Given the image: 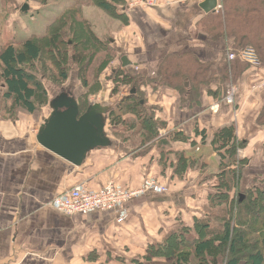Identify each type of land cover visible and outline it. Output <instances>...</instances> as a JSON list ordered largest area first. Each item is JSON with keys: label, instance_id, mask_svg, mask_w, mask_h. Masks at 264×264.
Here are the masks:
<instances>
[{"label": "crops", "instance_id": "1", "mask_svg": "<svg viewBox=\"0 0 264 264\" xmlns=\"http://www.w3.org/2000/svg\"><path fill=\"white\" fill-rule=\"evenodd\" d=\"M203 1L161 0L159 7L129 9L125 0L126 9L119 11L126 13V25L109 21L102 11L100 15L88 8L87 16L83 7L82 12L98 35L113 36L111 48L137 72L154 76L167 56L194 58L219 74L226 64L232 65L234 105L222 102L226 88L219 90L217 74L209 82L198 77L191 82L185 74L178 87L143 83L138 89L143 117L125 113L119 125H110L103 112L113 109L120 96L109 95L110 86L104 83L87 100L92 108L88 117L101 144L75 166L43 148L37 138L52 113L77 106L85 93L80 84L57 91L48 88L49 104L41 112L20 111L13 119L4 116L0 98V264H129L171 231L192 226L195 218L209 214L208 198L222 172L214 139L225 127H232L236 143L242 144L236 154L239 163L230 167L240 173L239 193L264 176V126L256 123L263 105L264 65L228 60L233 39L214 38L206 26L222 12V0H216L218 8L210 13L200 8ZM97 19L102 22L100 33ZM13 22L22 25L20 16L13 14L7 31ZM143 118L150 120L154 138L143 130ZM146 179L165 192L150 190L129 200L122 222L113 211L65 215L48 206L77 185L96 191L112 182L134 192Z\"/></svg>", "mask_w": 264, "mask_h": 264}, {"label": "trees", "instance_id": "2", "mask_svg": "<svg viewBox=\"0 0 264 264\" xmlns=\"http://www.w3.org/2000/svg\"><path fill=\"white\" fill-rule=\"evenodd\" d=\"M3 1L4 6L13 8L6 22L0 21V98L5 117L13 119L20 111L28 115L42 111L49 104L46 80L66 81L69 61L77 68L79 83L85 89L77 103L79 117L89 108L88 98L99 93L100 76L108 72L109 92L113 96L118 94L117 98L120 96L114 108L105 113L110 125H119L125 113L134 112L137 117H143L138 91L143 83L160 82L178 87L177 82H183L185 74H189L187 79L191 82L197 77L209 82L217 74L220 90L233 81L232 65L226 64L219 74L203 68L188 56L175 60L174 56L165 57L154 76L137 72L130 66L123 67L111 48V38L98 36L82 9L95 6L110 19L126 25L127 15L119 11L126 9L125 0H73L46 25L42 35L32 34L22 41L5 36V26L12 15L30 12V4L49 7L62 0H21V5L16 0ZM24 5L28 10L21 12ZM222 5V12L209 18L206 24L211 35L233 39L231 52L252 49L260 64L264 63V0H222ZM256 123L264 126V97ZM142 126L149 133V139L154 138L148 118L142 119ZM214 142L221 157L222 172L218 174L217 189L208 198L209 214L195 218L192 226L171 231L162 242L149 245L142 256L130 260L129 264H205L210 261L211 264H264V176L253 188L239 193L240 173L230 167L242 144L236 143L232 127L223 128ZM179 160L183 159L178 157ZM178 170L175 172L179 173ZM233 190L235 195L231 194Z\"/></svg>", "mask_w": 264, "mask_h": 264}, {"label": "built area", "instance_id": "3", "mask_svg": "<svg viewBox=\"0 0 264 264\" xmlns=\"http://www.w3.org/2000/svg\"><path fill=\"white\" fill-rule=\"evenodd\" d=\"M160 4L161 0H128L127 5L129 9H132L135 7H159ZM227 58L229 61L239 59L253 67L261 65L252 49H243L236 53L228 52ZM236 91L237 88L233 84H229L222 102L229 106L234 105ZM150 190L161 193L166 189L156 184L153 179L144 180L141 189L134 192L124 190L112 182L96 191L89 190L84 185H77L55 196L48 206L65 215L113 211L118 214L117 222H122L127 216L125 204L132 198L144 195Z\"/></svg>", "mask_w": 264, "mask_h": 264}, {"label": "water", "instance_id": "4", "mask_svg": "<svg viewBox=\"0 0 264 264\" xmlns=\"http://www.w3.org/2000/svg\"><path fill=\"white\" fill-rule=\"evenodd\" d=\"M216 7V0H204L200 4L204 13H210ZM27 10V5L21 8V12ZM121 63L123 67L131 65L126 57L121 58ZM91 113L90 107L84 115L79 117L77 106L53 113L41 127L37 138L38 143L72 165L80 166L85 154L101 144L100 134L88 117ZM103 113H106V110Z\"/></svg>", "mask_w": 264, "mask_h": 264}, {"label": "rangeland", "instance_id": "5", "mask_svg": "<svg viewBox=\"0 0 264 264\" xmlns=\"http://www.w3.org/2000/svg\"><path fill=\"white\" fill-rule=\"evenodd\" d=\"M13 1L14 0H9V2H13ZM16 1L18 2L19 5L22 4L21 0H16ZM72 2H73V0H62L58 5H52V6H49L46 8H41L38 11L32 10V11L27 12V13H22L20 16L22 25H20L19 23L12 24L11 28L8 31H6L7 32V35H5L6 38H9V39L13 38V39H15V41H22V40H25L26 38H28L32 34L42 35L46 25L52 21V19L59 12V10L61 8H63L64 6L71 4ZM1 3H2V5H1ZM3 3H5V1L0 0V21L2 24L4 22H6V20L8 19V14L13 10V8H11V7L4 6ZM88 8H90L92 10H97V11H99L100 15H103V14H101L102 13L101 10L98 9L97 7H94V6L86 7L85 6L84 11H85L87 16H90L89 15L90 9H89V11L86 10ZM3 9H7L8 11H3ZM103 17H105L106 19H108L110 21V18L108 16L107 17L103 16ZM95 21L97 22V24L94 23L95 28H96L97 32L100 33L99 31H101V30L98 29L99 28L98 26H99V24H102V22L99 21V19H97ZM11 33H12V35H11ZM98 36H100V35H98ZM100 37H104V36H100ZM111 38L113 39V36H111ZM261 65H264V63L261 62ZM74 70L76 71L77 68L69 61L68 67H66V71L68 72L67 80L66 81H60L59 80L56 83H52V82L46 80L47 87L49 88V90L50 91H52V90L57 91V90H61V89L65 88V87L67 88L68 86L73 87V86H75V83L80 84L79 82L81 80L78 77L77 71L74 74ZM108 76H109L108 72H105L100 76L99 82H101V85H103L104 83L107 84L108 86L111 85V83L106 80V78ZM229 84H233V83L229 82L227 84V86ZM227 86H226V90H227ZM225 93H226V91H225ZM109 95H111V94H109ZM116 96H118V94H116ZM90 99H91V101L95 100L94 97H91ZM40 112H41V110H40ZM47 114H48V108L46 107L44 110V115H47ZM238 150L239 149H237V151ZM235 163H239V162L235 161ZM211 263L212 262L210 261V262H206L205 264H211ZM219 264H222V263H219Z\"/></svg>", "mask_w": 264, "mask_h": 264}, {"label": "bare ground", "instance_id": "6", "mask_svg": "<svg viewBox=\"0 0 264 264\" xmlns=\"http://www.w3.org/2000/svg\"><path fill=\"white\" fill-rule=\"evenodd\" d=\"M229 52H231V51H229ZM224 96H225V95H224ZM224 96H223V98H224ZM223 98H222V99H223Z\"/></svg>", "mask_w": 264, "mask_h": 264}]
</instances>
